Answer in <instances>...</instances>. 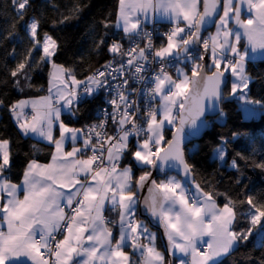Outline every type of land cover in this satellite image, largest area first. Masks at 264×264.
Returning a JSON list of instances; mask_svg holds the SVG:
<instances>
[{
	"label": "snow or ice",
	"instance_id": "1",
	"mask_svg": "<svg viewBox=\"0 0 264 264\" xmlns=\"http://www.w3.org/2000/svg\"><path fill=\"white\" fill-rule=\"evenodd\" d=\"M11 3L23 20L29 0ZM245 9L250 16L242 19ZM150 11L173 25L164 34L167 43L158 48L152 34L142 27L149 21ZM212 23L216 25L215 34L202 38L201 30ZM116 26L128 39L129 47L122 50L120 42H113L108 46L113 60L104 65L105 70L80 81L72 70L52 62L58 45L47 32L39 36L40 21H25L32 41L26 59L32 58L33 51H42L40 61L51 63L53 71L49 73L48 96L18 101L12 111L25 135L31 132L47 139L55 145V152L51 163L42 165L32 160L23 173L22 185H17L5 175L12 165L9 141L0 140V264H163L164 257L155 247V234L135 219L138 201L133 188H143L151 172L133 182L132 163L119 168V161L127 154L141 168L152 166L161 172L179 168L187 177L191 166L184 158L183 141L198 134L205 123L201 117L222 100L225 73L235 78L231 94L243 93L252 80L245 67L249 49L264 56V0H119ZM142 38L147 43L140 47ZM242 39L246 40L243 51ZM200 46L203 52L196 51ZM206 55L211 59L207 68L212 71L203 77L201 89V82L193 78L204 71L201 61ZM186 62L193 65L191 78L177 67ZM25 67V62L19 63L11 75L16 77ZM168 68H175V78ZM130 79L142 88L131 86ZM81 84L83 88L78 90ZM102 88L108 90L110 98L105 100L109 107L101 110L104 119L99 123L85 130L60 120L62 110L75 116L79 105ZM133 93L140 102L131 98ZM239 98L260 103L248 101L244 94ZM29 104L34 115L20 123L17 109ZM54 120L59 121L60 133L55 140ZM109 120L115 125L113 135L105 130ZM166 128L174 129L172 139L167 141ZM130 137L136 138L131 146ZM66 141L71 142V151L64 150ZM78 141H82V147L76 146ZM217 152L222 160L223 148ZM257 166L264 168V164ZM232 167H236L235 160ZM151 185L150 196L145 198L147 211L164 228L171 248L191 257L189 264H221V258L247 242L254 230L264 234V205L256 206L251 197L247 203L254 211L246 214L250 226L237 232L231 227L237 215L231 200L218 208L210 194L199 191V185L189 197L190 189L174 176L159 183L152 180ZM21 188L22 199L18 195ZM201 195L205 197L203 204ZM106 202L111 211H118V221L104 217ZM116 224L118 236L109 227ZM205 235L210 239L201 251L198 245ZM128 247L133 253L139 252L137 260L124 251Z\"/></svg>",
	"mask_w": 264,
	"mask_h": 264
},
{
	"label": "trees",
	"instance_id": "2",
	"mask_svg": "<svg viewBox=\"0 0 264 264\" xmlns=\"http://www.w3.org/2000/svg\"><path fill=\"white\" fill-rule=\"evenodd\" d=\"M118 7L119 0H29L21 20L11 0H0V140L6 139L11 144L12 165L5 173L11 182H21L32 160L49 163L54 152L53 144L24 135L12 114L14 104L22 99L44 96L49 85L51 63L40 61L42 51H33L32 58L26 59L32 41L25 30V21L31 18L40 21L39 36L47 32L58 45L52 62L72 70L76 79L82 81L112 55L108 51L109 45L128 42L123 32L115 29ZM21 62L26 63L25 69L13 77L11 72ZM246 71L252 77L248 97L251 101H260L263 112L245 118L241 104L228 98L231 82L226 76L228 83L219 111L206 117L207 126L202 137L185 149V160L200 188L219 205L229 200L233 202L237 213L233 230L237 232L250 226L246 214L254 209L247 203L248 198L251 197L256 206L264 205V168L257 166L264 164V58L247 61ZM103 99L102 93H98L79 105L75 117L64 114L63 122L81 127L93 118ZM221 110L226 115L223 122L218 120ZM172 131L165 129V141L170 139ZM223 141L225 165L212 158L213 151ZM195 144L197 148L190 151ZM233 160L236 167H232ZM146 170L150 172L151 167ZM158 233V247L167 256L166 263L176 264L167 251L165 237L160 231ZM262 239L264 234L254 230L249 240L225 256L221 264H261L264 261Z\"/></svg>",
	"mask_w": 264,
	"mask_h": 264
},
{
	"label": "crops",
	"instance_id": "3",
	"mask_svg": "<svg viewBox=\"0 0 264 264\" xmlns=\"http://www.w3.org/2000/svg\"><path fill=\"white\" fill-rule=\"evenodd\" d=\"M202 4V3H201ZM119 8V7H118ZM200 10H201V5H200ZM118 14V13H117ZM149 16H150V19H149V21L147 22V23H153V22H160V23H168V24H172L166 17H161V16H159V15H155V14H153L151 11L149 12ZM249 16H250V14L247 12V10L245 9V11H244V13L242 14V19H247V18H249ZM141 18H143L142 16H141ZM116 22H117V19H116ZM116 22H115V29L116 30H118V31H120V32H122V30L121 29H119L117 26H116ZM184 25L183 24H181V27H183ZM231 26V25H230ZM215 32H216V30H215ZM215 32L213 33V34H215ZM123 35H124V33H123ZM125 36V35H124ZM244 42H245V44H246V40H244ZM167 43V42H166ZM165 43V44H166ZM244 49V48H243ZM243 51V50H242ZM262 58H264V56H261L260 55V53H259V51L257 52V53H252L251 52V50L249 49V57H248V60L247 61H249V60H251V61H256V60H259V59H262ZM183 70H184V72L185 73H187V75L189 76V74H188V72H187V70L188 69H185V68H183V67H181ZM53 71V69H52V67H51V70H50V72H52ZM49 79H50V77H49ZM86 80V79H85ZM85 80H82V81H85ZM81 87H83V84H81V85H79L78 86V90L79 89H81ZM48 89H49V85H48ZM48 89H47V93L44 95V96H48L49 95V92H48ZM55 91V90H54ZM44 96H41V97H44ZM39 98L40 97H36V98H28V99H22V100H26V101H37V100H39ZM21 101V100H20ZM17 104V103H16ZM63 104V101H61V105ZM28 110H32V107H31V105L29 104V105H26V106H24L23 107V109H17V112L18 113H20V115H19V122L20 123H23V122H25V120H31V118H28L27 116H26V112L28 111ZM12 114H13V111H12ZM64 114H66V115H69L66 111H61V114H60V120L61 121H63V115ZM13 118H14V120H15V122L17 123V125H18V127H19V124H18V122H17V116L16 115H14L13 114ZM76 116V115H75ZM75 116H73V117H75ZM253 116H251V114H249L247 117H245V118H247V119H250V118H252ZM66 125H68V124H66ZM69 127H74V128H81V127H77V126H72V125H68ZM20 129V128H19ZM21 130V129H20ZM21 132L24 134V132L21 130ZM25 135V134H24ZM26 136H31V137H33V138H35V139H38V140H42L43 142H45V143H48V144H53V143H51L50 141H48L47 139H44V138H42V137H40V136H38V135H36V134H34V133H31V132H29ZM52 136H53V139L55 140V139H59V136H60V133H59V121H53V127H52ZM130 146L131 145H133V144H135V141L133 140V139H131L130 138ZM163 145V144H162ZM77 147H82V141H78L77 142V145H76ZM164 146V145H163ZM71 148H72V144H71V142L70 141H66L65 142V144H64V150L65 151H71ZM9 149H10V154H11V144H10V142H9ZM133 151L135 150L134 148L132 149ZM53 151L55 152V145L53 144ZM53 152V153H54ZM52 153V154H53ZM83 158H87L86 156L85 157H83ZM52 162V156H51V159H50V161H49V163H51ZM119 162H121L122 163V165L123 166H121L120 168H123V167H125L126 165H128L130 162L132 163V166H133V182H135V180H137L138 178H139V176H141V175H143L145 172H149V171H147V170H145L146 168H148V167H151V166H147V167H144V168H141V167H139V166H137V165H135V162H134V158L133 157H131V156H128L127 154L125 155V158H123V159H121ZM30 163V162H29ZM37 163H39V164H48V163H41V162H38L37 161ZM143 170H145L144 171V173H142V171ZM169 176H174V177H176L178 180H180L181 181V183L182 184H184V185H186L187 186V188L188 189H190V191L189 192H191V193H195V192H197V185H198V183L196 182V180L193 178V176H192V174L190 173L187 177H185V174H183V175H178V174H176V173H173V174H168V175H166L165 177H162L161 179H158V180H156V182L157 183H159V182H161V181H165ZM22 181H23V178H22V180H21V182L20 183H14V184H17V185H22ZM13 183V182H12ZM152 187V185L150 184V186H149V188H151ZM140 189L141 188H139V187H135L134 186V188H133V191L136 193V198H137V204H136V215H135V217L137 218V222H142L143 224H146L147 225V227H148V229H149V231L150 232H152V233H154L155 234V247H156V249L163 255V257H164V261H163V264H167L166 263V255H165V253L161 250V249H159V247H158V232H159V230L156 228V227H154V226H152L151 224H150V222H148L145 218H143V217H141L140 215H139V213H140V211H142L143 212V214H145V215H147L148 217H149V219L152 221V222H154V224L156 225V226H160L161 228H163L160 224H159V222H158V220L156 219V218H153L152 216H151V214L147 211V208H146V205H145V198H148L149 196H150V193H149V189L144 193V195H143V198L141 199L140 198V195H139V191H140ZM64 191H67V189H64ZM199 191L201 192V193H206L205 191H203L201 188H200V186H199ZM18 195H19V198H23V191H22V188H21V191L18 193ZM213 198V197H212ZM204 200H205V197H203L202 195H201V204H203L204 203ZM213 200L215 201V203H216V205H217V207L218 208H222L224 205H219V203L213 198ZM3 201H0V203H2ZM189 203H191L190 201H189ZM210 203V202H209ZM141 209V210H140ZM177 209H179V205H177ZM103 215H104V217L106 218V219H108V220H115V221H118L119 220V215H118V211H111L110 210V206L107 204V202H106V204H105V208H104V211H103ZM208 218H210V217H206V220L208 219ZM234 224H235V221L233 222V224H232V229H233V227H235L234 226ZM109 227H112V230H113V235L114 236H118V234H119V227H117L116 225H109ZM5 230H6V228H5ZM163 230H164V228H163ZM164 234H165V230H164ZM85 235H87V233H85ZM165 239H166V241H167V244L169 245V241H168V239H167V236L165 235ZM210 239V237H208L207 235H205L204 237H203V243H200L199 245H198V247L200 248V250H201V248L202 247H207V245H206V242L208 241ZM177 241L178 242H181V241H179V238H177ZM142 243H147V240H142ZM168 248H169V253H170V255L171 256H173V258H174V260H175V262H176V264H180V261L181 260H184L185 261V264H189V262H190V259H191V257L190 256H185L183 253H180L179 251H177V250H175V249H172L171 248V246L169 245L168 246ZM124 251L125 252H127L130 256H131V258L133 259V260H137L138 258H139V252H136V253H133V249H131L130 247H128V248H125L124 249ZM225 258V256L224 257H222L221 258V260L222 259H224ZM29 264H30V262H29Z\"/></svg>",
	"mask_w": 264,
	"mask_h": 264
},
{
	"label": "built area",
	"instance_id": "4",
	"mask_svg": "<svg viewBox=\"0 0 264 264\" xmlns=\"http://www.w3.org/2000/svg\"><path fill=\"white\" fill-rule=\"evenodd\" d=\"M172 24H168V23H160V22H153V23H147L146 25H142V27L144 28V30L146 32H149L152 34V42L154 44L155 47H159L161 44H165L167 41H166V37L164 36L165 33H167L171 28H172ZM121 43V42H120ZM145 43H147L146 39H141L139 41V44H140V47H143L145 45ZM123 45V49L122 50H126L128 47H129V41L124 44V43H121ZM197 52H203V48H201L200 51H197ZM195 54V53H194ZM120 57L117 56L116 57V60L119 61ZM126 59V58H125ZM113 60V54L105 61L103 62L101 65H99L98 67H96L95 69H93L90 73H89V76L93 75V73L97 72V71H104V65L106 63H108L109 61H112ZM188 66H190L191 68V62H186V63H179L177 65V67L181 68V67H184L185 69H188ZM157 69H158V66H156ZM168 72L173 76V78L176 77V70L175 68H168ZM88 76V77H89ZM113 84H116L118 83L119 81H111ZM129 84L137 89H140L142 88V85L140 84H137L135 83L133 80H129ZM83 87H81L82 89ZM98 93H102L103 95V102L96 108L97 110H95L94 112V116L93 118L88 121V122H85L82 126H81V129H85L86 130V127L89 126V125H92V124H96V123H99V121L101 119H104L103 115H102V109L104 108H107L109 107L106 103H105V100L106 99H109L110 96L108 95V90L105 89V88H102L100 89L95 95H97ZM94 95V96H95ZM94 98V97H92ZM91 98V99H92ZM132 99H137L138 102L141 101V98L137 96V94L133 93ZM158 104V101L156 102ZM110 110V108H109ZM34 115V112L33 110H28L26 112V116L28 118H31V116ZM106 133L108 135H113L114 132H115V125L112 124L111 120L108 121V124L106 126ZM131 139H133L135 141V137H130ZM93 143H95V140H93ZM98 146V145H97ZM87 155H91V152H88ZM123 166L121 162H119V168ZM191 192L188 193L189 197L191 196ZM189 201L191 202V199H189ZM65 212H68V209H65ZM136 221H137V218L135 217ZM117 227L118 224H116ZM62 237L60 236H57V239H61ZM206 249V247H202L201 248V251H204Z\"/></svg>",
	"mask_w": 264,
	"mask_h": 264
},
{
	"label": "water",
	"instance_id": "5",
	"mask_svg": "<svg viewBox=\"0 0 264 264\" xmlns=\"http://www.w3.org/2000/svg\"><path fill=\"white\" fill-rule=\"evenodd\" d=\"M202 3V2H201ZM203 10V5L201 4V11ZM214 27H216L215 26V24L214 23H212V24H206L205 26H204V28L201 30V37L202 38H205V35L208 33V32H210ZM201 48H202V46H200V47H198L197 48V50L196 51H200L201 50ZM210 57L209 56H205L204 57V61H202V63L205 65V69H204V71H202L201 73H200V75L198 76V77H195V78H193V79H195V80H197V81H200L201 83H200V87H201V89H202V87H203V77L204 76H206V75H210L211 74V72H209L210 70L207 68V65H209L210 64ZM226 76V75H225ZM227 78V77H226ZM228 83V78H227V82L225 83V84H222L221 85V90H222V93L223 94H225L224 93V89H225V87H226V84ZM191 87V86H190ZM219 104H220V102L218 103V105L215 107V108H208L207 110H206V112H205V115H204V117H201V121H204L205 123L203 124V126H201L200 127V129H199V132H198V134H196V135H192V136H186V138L184 139V141H183V144H182V147H183V151H184V158H185V149L193 142V141H195L196 139H199L200 137H202V134L204 133V131H205V129H206V117H208V115L210 116V115H215L218 111H219ZM200 123V121H198V124ZM173 131H174V129H173ZM172 131V132H173ZM188 131V129L186 128V132ZM172 134V133H171ZM172 139V135H171V137H170V139L169 140H171ZM163 147H166V145H164ZM178 168H173V169H165L163 172H161V171H159L158 169H154V168H152V166H151V175L149 176V179L147 180V181H145V183H144V187L143 188H141L140 189V191H139V195H140V198L142 199L143 198V195H144V193L149 189V186H150V184H151V181L152 180H155L156 181V179H157V177H163V176H166L167 174H173V173H176V174H178V175H183L184 174V172L183 171H178L177 170ZM141 210V209H140ZM140 216L141 217H143V218H145L148 222H150V224L152 225V226H154V227H156L162 234H163V236L165 237V234H164V230H163V228H161L160 226H156L155 224H154V222H152L150 219H149V217L147 216V215H145V214H143V212L142 211H140ZM166 240V239H165ZM166 245H167V251L169 252V248H168V244H167V241H166Z\"/></svg>",
	"mask_w": 264,
	"mask_h": 264
},
{
	"label": "rangeland",
	"instance_id": "6",
	"mask_svg": "<svg viewBox=\"0 0 264 264\" xmlns=\"http://www.w3.org/2000/svg\"><path fill=\"white\" fill-rule=\"evenodd\" d=\"M216 26V25H215ZM215 30H216V27H214L210 32H208L206 35L208 36L209 35V33H211V34H213L214 32H215ZM205 35V36H206ZM206 36V37H207ZM244 45H245V42H244V39H242L241 40V42H240V47H241V50H243V48H244ZM201 63H202V61H201ZM247 63V62H246ZM210 64H211V60H210ZM209 64V65H210ZM192 67H193V65H192V63H191V68H190V66H188V68H189V70H187V72H188V74H189V77L191 78V69H192ZM245 67H246V65H245ZM184 68V67H183ZM214 70V69H213ZM212 71V70H211ZM225 75L226 76H229L230 77V93H231V84H232V82H233V80L235 79L234 77H232L231 75H230V73H225ZM250 84V83H249ZM241 94H244L245 96H246V99L248 100V101H251L250 99H249V97H248V88L247 89H245L244 90V92L243 93H240L239 91L237 92V94L236 95H232V94H230L229 96H228V98H233V99H235L239 104H241L240 106H241V109H242V113H243V116H245V117H247L249 114H251V116H253V117H256V116H258L261 112H263V109L261 108V105H259V104H253V103H246L245 102V100H241L239 97H240V95ZM246 109L247 110H252V111H246ZM225 116L226 115H224V113H223V116H220L219 117V121L220 122H223L224 121V118H225ZM252 117V118H253ZM162 147H163V145H162ZM218 147V146H217ZM195 148H197L196 147V144L194 145V147H191L190 148V151H192V150H194ZM220 148H223V150H224V158L221 160L220 158H219V154H218V152H217V150L218 149H220ZM226 148H225V145H224V141L219 145V147L218 148H215V150L213 151V154H212V158L213 159H219V162H220V164L221 165H225L226 164V150H225ZM146 170V169H145ZM145 170H143L142 171V173H144V171ZM178 171H183L182 169H177ZM148 171V170H147Z\"/></svg>",
	"mask_w": 264,
	"mask_h": 264
}]
</instances>
